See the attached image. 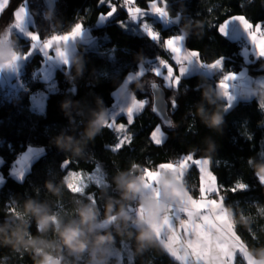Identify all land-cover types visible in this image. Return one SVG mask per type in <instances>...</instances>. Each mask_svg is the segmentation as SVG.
<instances>
[{
  "label": "trees",
  "instance_id": "1",
  "mask_svg": "<svg viewBox=\"0 0 264 264\" xmlns=\"http://www.w3.org/2000/svg\"><path fill=\"white\" fill-rule=\"evenodd\" d=\"M21 2L11 0L0 15V37L6 32L18 52L28 53L31 39L13 27L16 22L9 23L13 10ZM23 2H27L35 30L42 40L71 31L79 21L90 29L94 40L78 42L71 63L55 67L51 80L39 71L44 55L37 49L20 67L23 69L19 72L21 84H5V88L0 83V174L3 178L0 227L15 226L23 218L29 222L30 234L37 236L40 233L35 217L27 211L29 205L46 207L63 223L78 220L77 209L90 205L98 211L95 232L90 238L97 233H110L113 238L106 244V260L102 264H181L168 254L153 230L155 239L149 235L144 246H140L133 209L140 197L136 194L131 200L124 199V189L118 179L142 176L146 169L162 161H177L184 154L192 153L197 158H209L211 171L226 189L233 184L245 186L235 193L226 192L223 203L233 216L235 232L258 258L264 251V182L261 179L264 176L256 174V166L264 163V102L258 94L239 99L229 107L218 95L219 73H190L181 78L178 87H165L172 124L164 125L153 111L150 98L126 131L131 136V144L118 153L107 147L115 145L116 135L106 124H98L97 119L102 110L113 104L114 91L127 74L145 59L166 56L161 43L164 37L184 31L187 47L199 50L201 60L211 64L221 51L223 39L216 36L218 26L237 14L245 15L252 24L264 22V0H162L169 17L178 21L164 23L154 18V14H147L149 27H157L159 39H153L137 24L126 25L129 22L127 0H112L118 9L103 22H98L99 15L108 11V5L98 0H54L52 5L45 0ZM134 5L147 7L148 0H135ZM240 43L232 47L223 67L239 70L245 66L253 77L264 74V57L257 56L250 62L240 60ZM139 81L135 80L129 87L138 97H143L145 93L138 86ZM42 90L47 95L46 104L39 110L33 106L32 96ZM216 116L222 117V122L210 125L209 118L215 124ZM118 120L126 122L123 115ZM158 124L166 133L161 145L149 139ZM90 129L94 133L90 134ZM29 146H42L44 151L19 178L13 170ZM68 158L73 160L68 169L82 170L85 175L95 174L97 165L100 166L99 181L90 183L86 194H74L83 180L79 173L66 175L67 169L61 168ZM199 177L195 166L186 172L185 184L193 193L198 192ZM109 203L113 205V212L123 206L133 219L116 221L114 216L106 219ZM43 236L58 240L51 229ZM59 254L63 257L62 264H91L87 250L77 255L63 247ZM0 264H35V261L31 253L17 252L0 242ZM237 264H242V259L238 258Z\"/></svg>",
  "mask_w": 264,
  "mask_h": 264
},
{
  "label": "crops",
  "instance_id": "2",
  "mask_svg": "<svg viewBox=\"0 0 264 264\" xmlns=\"http://www.w3.org/2000/svg\"><path fill=\"white\" fill-rule=\"evenodd\" d=\"M127 1L129 3H132V0H127ZM25 3H26V9H27L26 15H25L24 19L22 21H20L19 24H17V26H20L21 27L20 29L23 32H25L26 36L29 37V32H37V31L35 30V25H34L35 21H34V18L31 14V12H30L29 6H28L27 2H25ZM125 7H127V6H125ZM157 7H159L161 9L160 12L155 11V8H157ZM147 14H152V15L154 14V16H155L154 18H156L158 20H162L164 23H175L176 21H178L177 18L169 17L167 9H165L164 2H162V0H154V2L151 5H149V3H148L147 7L136 8V6L134 4L131 5V7H129V17L127 19V21H129V22L126 25L137 24L142 29H145V30H147V32L151 33L149 31V29H150L149 22L145 21ZM107 19H109V17ZM107 19H105V20H107ZM105 20L99 19L98 22H103ZM153 20L154 19H152L151 21H153ZM253 25H256V24H253ZM71 31H68L67 33L71 32ZM63 34H65V33L53 35L52 37L45 39V40H35V39H32L29 37L32 41L31 44L33 45V49H35L38 46L39 47L38 50L42 51L44 54L45 53L51 54L50 58L53 61H50V63H53V66H51L46 72L42 73L43 77L46 78L47 80L52 79V75H53L55 67L63 66V65L68 66L71 63L73 55L77 50L78 42H80V41L90 42V41L94 40L93 37L90 40H84L83 38H81V35H80V34H83L82 32H80V34H78L76 36L69 37L67 40L56 38L57 36H62ZM178 36H182L184 38L182 42L177 43V48H179V51H175L174 49H171V45H168L167 47L171 51H173L175 58L185 68V72L183 73V76L189 75L190 73H194V72H200V71H203V72L209 73V74L219 73V79H218V82H219L221 80H224L225 77H227L229 73H235L234 77L227 79L226 82L229 85V87L227 89H223V88L219 87V85L217 86L218 95H220V97L227 102V105L229 107L233 106L234 102H236L237 100L250 98L256 94H258L259 98H261L262 102H264V74H257V75H255V77H253L250 73H248V71H246L245 66L239 70H235V69L226 70L223 67L224 59L227 57V55L231 51L232 47H234L238 41H239V43H240V41L243 42V46L240 43L241 46L239 47L240 54H241V57H240L241 61L250 62V61H252V59H255V57L259 56V55H257V53L255 51V46L252 44V41L247 37L245 30L242 28V26L239 24L238 21L233 20L230 24L227 25L226 34H222L218 30L217 35H216L217 38L219 40L223 39L220 42V44H221L220 50L221 51H220V55H219V57H222L223 60L217 61V59H216L215 60V61H217L216 63H213L214 61L211 62V64H207L205 62L201 63L202 60L200 58V54H199V57H195L189 52V49H191V48L187 47V44L185 41V32L180 31V32L176 33V35H172V37H178ZM244 43H247V44L244 45ZM0 46L8 48L10 51V55L7 58L0 60V83L2 85H5V84L19 85V84H21L22 77L19 74V72H17L16 75L13 76L9 72V69L12 66L13 60L15 58L24 57L25 53L18 52V50L15 48V45L12 43V41H10L9 35L6 32L4 33V35H2V37H0ZM165 47L166 46L164 44V49H165ZM30 51H33V50L30 49ZM58 53H59V55H58ZM166 53H167L166 56H163L162 59L158 60V62L156 63L157 64L156 69L150 71L149 76H155V78H149V76H147L145 74V72L149 69H148L147 65H145V63H142V62L139 64V67L136 70H134L133 72H130L129 74H127L125 76L126 78L124 79L123 83L120 86H118L117 89L114 91V99L115 100H114L113 104L109 108L105 109V111L109 112L107 114V116H108L107 119H109V121L113 120V114L114 113H118L121 110L126 111V112L129 109L134 110L137 106H139L140 101L147 100L149 102L150 98H151V100H153V97L150 93L152 83H155L157 81L163 87H168V86L175 87L173 85V81H174L175 77H174L171 69L168 68L167 64H166L167 59H169V61L171 62L170 54L168 52H166ZM65 59L67 60V63H64ZM155 61H156V59H155ZM22 65H20L18 67V69ZM200 65H202V68L197 69ZM165 71H167V79L166 80H164L162 77L164 75ZM157 72H159L161 76L154 75V73H157ZM135 80H140L138 86L145 93V96L138 97L132 91L131 87H129L130 84L132 82H134ZM218 82H217V84H218ZM178 86H176V87H178ZM120 115H123L125 117V115L123 113H119L118 117ZM118 117H117V119H118ZM109 121H106V122H109ZM118 122H122V121H118ZM158 126L161 127V129L164 133V142H165V140H166L165 130H163V127L161 124H158ZM125 136H127V133L125 134ZM153 138L155 140L160 139V137L157 133H153ZM25 152H23L22 157H25L27 155V154H25ZM28 153L31 154L30 151ZM21 158H19L18 162L21 161ZM182 161L183 160H181L179 164H174L172 166H165V167L160 168L159 171L156 173V175L152 177L150 184L148 182V176H147L146 171H145L142 174L143 181H142V185H141V191L139 193H137L138 197L145 196V195H152L158 200L162 199V193H161V189H160V185H159V177L162 173H168V174L173 175L177 180H179L180 183H182L184 185L185 192H184L182 198L174 200V201H169L168 207H167L165 213L163 214L162 218L159 220V222L153 221L150 223V225H147V226L151 227V230H153V232L157 236L158 240L161 241L162 245H164V247L167 251H168V246L166 245L165 241L163 239H161L160 236L158 235V229H159L160 223L165 218L168 217L169 213H172V222H173L174 228L177 229V234L182 239H185V238L191 239L192 237L190 235L186 237V234H185L183 227H181L179 224L180 219H183V220L188 219L187 213H181V212H179V210H180L181 205L184 204L185 202H187L188 200H190L191 198L199 199V197H200V192L193 193L190 190V188L187 186V184H185V175H186V172L188 170V166H187V164H182ZM18 162H17L16 168L20 169L21 165ZM27 162H28V158H27ZM27 162L24 164L25 169L28 168V166H29V163H27ZM163 162H167V161H162L157 166L149 167V169H156ZM170 162H175V161L171 160ZM1 179H2V177L0 176V182H1ZM201 183H202L201 178L199 177L198 189L202 186ZM210 198L215 199L216 198L215 194H213ZM133 209H135L136 218L138 216L143 215V208L140 207L139 204L136 205L135 207H133ZM216 210H217L219 215H222L224 217V220L222 221V223L225 224L226 226H228V231L231 232L233 228L235 229V226H233V216L231 215L230 211L227 210V207H226V205H224L223 200L221 203H219L216 206ZM201 211L202 210H194L190 219H193V220L196 219V222H200L199 216L201 214ZM181 242L182 241H177V248L178 249H179V245ZM235 246L242 249L244 260L250 259L251 264H256V259H255L256 257L253 256L249 252V250L245 247V245L243 244V242L241 240L235 241ZM238 258L242 259L239 255L237 256V260H238ZM179 262H181V264H183L182 261H179ZM188 264H194V262L191 258H189ZM201 264H203V262H201Z\"/></svg>",
  "mask_w": 264,
  "mask_h": 264
},
{
  "label": "snow or ice",
  "instance_id": "3",
  "mask_svg": "<svg viewBox=\"0 0 264 264\" xmlns=\"http://www.w3.org/2000/svg\"><path fill=\"white\" fill-rule=\"evenodd\" d=\"M154 0H148L149 5H151ZM98 3L104 4L107 3L108 11L105 13H101L99 15L100 20H105L111 15H113L117 9L118 4L113 3L112 0H98ZM11 4V0H0V15L7 9V7ZM132 4H135V0H132ZM129 7L131 5L125 7L126 11L129 15ZM139 8V6H136ZM26 3L22 2L17 5V7L13 10V18L9 23L16 22L13 24V27H16L20 21H22L26 15ZM156 12H160L161 9L159 7L155 8ZM233 20L239 22L242 28L245 30L247 37L252 41V44L255 46V51L257 55L264 57V22L257 23L253 25L252 22L243 14H237L218 26V30L222 34H226L227 25L230 24ZM22 26V25H21ZM83 28V23L79 21L76 25H74L73 30L69 33H65L62 36H57V39L67 40L69 37L76 36L80 34L81 29ZM29 37L35 40H42L43 38L40 36L38 32H29ZM153 39H159V36L156 35ZM182 36L172 37L167 36L164 37L161 43L165 44V51L170 54L171 62L169 59L166 60L167 67L171 69L175 79L173 81V85L176 87L180 83L181 77L185 72V68L178 62L175 58L173 51H171L167 46L171 45V49L175 51H179L177 48V43L183 41ZM30 49L33 51L39 49L37 46L33 49V45L30 44ZM33 51L25 53V58H27ZM189 52L195 56L199 57V50L197 49H189ZM59 55V53H58ZM44 56L50 57V53H45ZM223 58H217V61H222ZM214 61L213 63H216ZM64 63H67V60H64ZM201 63H204L201 61ZM156 76H161L159 72L154 73ZM235 73H229L224 80L218 82L219 87L223 89H227L229 87L226 82L227 79L234 77ZM164 80L167 79V71L164 72L162 76ZM153 89L157 88V85L154 83L152 85ZM148 103L147 100H143L139 102V106H137L134 110L129 109L126 111H119L118 113L113 114V120L106 123V127L113 131L114 135H116L117 140L114 146H107L113 153H118V151L123 148L125 145L131 144V136H121L120 133L126 132L128 128L135 122V116L142 112L143 107ZM173 107H175V100L172 99ZM156 107L153 111H156ZM119 113H123L126 118V122H118L117 119ZM153 133H157L160 137L159 140H155L153 138ZM149 139L155 143L156 145H161L164 142V133L161 127H156L152 133H150ZM183 160L188 169L195 166L201 174V182L202 186L199 188L200 197L199 199L191 198L187 202L181 205L179 212L187 213V220L180 219L179 224L183 227L186 237L191 236V239H182L177 234V229L174 228L172 222V213H169L168 217L165 218L159 225L158 235L161 239H163L168 246V254L175 258L176 261H182L183 264H188L189 258H191L194 264H237V256L239 255L242 258V264H251V260L243 259L242 249L235 246V241L242 240V237L239 236L238 233L235 232L233 228L231 232L228 231V226L222 223L224 217L219 215L216 206L222 202L224 195L226 192L231 191L233 193L237 191L244 190L245 186L243 184L228 187L218 183V179L215 177V174L210 171L208 168L207 171L203 169V161L201 158H197L192 153H187L182 158H178L175 162H163L156 169H146V174L148 176V182L151 183V179L160 168L165 166H172L174 164H179L180 161ZM27 162V157H22L20 163L21 167L18 170H14L15 174L22 178L24 174V164ZM73 163V160L68 158L66 159L62 165V169H67L66 175L68 173H79V177L83 180V183L79 185V190L74 192L75 195L86 194V189L88 188L90 183H97L99 181V177L101 176L100 166L97 165L94 173H88L85 175L82 170L73 171L69 170L68 166ZM206 177V181H205ZM262 182H264V178H261ZM71 190V189H70ZM213 194H215L216 198H210ZM91 195V194H88ZM194 210H202L199 216L200 222H196V219H190ZM177 241H182L179 245V249L177 248ZM182 253V254H181Z\"/></svg>",
  "mask_w": 264,
  "mask_h": 264
},
{
  "label": "clouds",
  "instance_id": "4",
  "mask_svg": "<svg viewBox=\"0 0 264 264\" xmlns=\"http://www.w3.org/2000/svg\"><path fill=\"white\" fill-rule=\"evenodd\" d=\"M9 55V49L0 46V60L7 58ZM220 122H222V117L220 116L215 117V124L212 118L208 120V123L213 126ZM94 131V129H90L89 133L92 134ZM61 143L63 144V141ZM68 143L70 144L71 141L69 140ZM256 174L258 177L264 176V163L256 166ZM142 181V176L119 178L118 183L124 189L122 193L124 199H133L141 191ZM159 185L162 199L158 200L152 195L140 197L139 206L143 208V215L136 218L139 226L137 240L140 246H144L148 241L149 235L152 236V239H155L151 227L144 225H150L153 221L159 222L168 207V202L182 198L185 192L184 185L168 173L160 175ZM27 211L35 217L37 232L40 235H31L29 222L21 218L20 222L15 224V226L6 225L5 227H0V233L3 234L0 242L10 245L17 252L31 253L35 264H62L63 257L59 252L63 247H66L70 253L77 255L86 250L89 251L91 264H102L106 260V244L110 243L113 238L110 233L107 235L97 233L90 238V234L95 232L97 222L98 211L95 207L90 205L79 207L77 209L79 219L68 223H63L55 214L50 213L42 205L31 204L27 207ZM113 216L116 221L133 219L123 206H121L119 211L113 212V205L109 203L106 208V219ZM117 227H119L118 224ZM49 229L55 232L58 240H47L44 238L43 234ZM255 259L256 264H264V251H261L259 257Z\"/></svg>",
  "mask_w": 264,
  "mask_h": 264
},
{
  "label": "rangeland",
  "instance_id": "5",
  "mask_svg": "<svg viewBox=\"0 0 264 264\" xmlns=\"http://www.w3.org/2000/svg\"><path fill=\"white\" fill-rule=\"evenodd\" d=\"M45 1H48V4L49 5H52L53 4V2H54V0H45ZM129 5H133L132 3H128L127 4V6H129ZM146 22H150V21H148V20H145ZM17 28V30L18 31H20L23 35H25V32H23L20 28V26H16ZM6 30H3V32H5ZM149 31L151 32L150 34L152 35V36H155L156 35V33L154 32H152L151 31V28L149 29ZM81 32L83 33V34H80L81 35V38H83L84 40H90V39H92V33H91V31H90V29L89 28H86V27H83L82 29H81ZM87 43V42H86ZM92 45V44H91ZM91 45H89V46H91ZM43 55H44V53H43ZM162 57L163 56H161V55H159V56H157V57H155V59H156V63L158 62V60H160V59H162ZM27 59H28V57L27 58H25V56L24 57H22V58H15L14 60H13V63H12V66L10 67V69H9V72L13 75V76H15L16 75V73L17 72H21V71H18V67L20 66V65H22L23 63V65L21 66V67H23L24 65H25V63H26V61H27ZM25 61V62H24ZM50 61H53L50 57H48V56H44V60H43V63H42V65H41V68L39 69V71L41 72V73H44V72H46L51 66H53V63H50ZM200 68H202V65H200L197 69H200ZM149 70H151V69H149ZM152 71V70H151ZM192 71V70H191ZM145 74L147 75V76H149L150 75V71H146L145 72ZM23 78H24V76H23ZM149 78H155V76H149ZM24 81V80H23ZM50 84H52V82L50 81ZM150 93H151V91H150ZM46 92L44 91V90H42V91H39L38 93H36V95L35 96H32V104H33V106L34 107H36L37 109H39V110H43L44 109V107H45V104H46ZM110 107V106H109ZM109 107H107V108H109ZM107 108H105V109H107ZM105 109L104 110H102V114L100 115V117L97 119V123L98 124H105V123H107L106 121H109V119H107L108 118V116H107V114L109 113V112H107V111H105ZM101 118H103L102 119V121H101ZM110 121H112V120H110ZM127 132H123V133H120L121 134V136H125V134H126ZM31 152V154H29L28 152ZM44 151V148L42 147V146H29L28 147V149H27V151L25 152V154H27L26 156H27V158H28V162L27 163H31L32 162V160H34L38 155H40L42 152ZM184 157V156H183ZM198 158H201L202 159V161L204 162L203 163V169L205 170V171H207V169L209 168L210 169V161L208 160L209 158L208 157H206V156H204V157H198ZM182 164H186L184 161H182ZM19 168H15L14 170H18ZM27 169L28 168H26L25 169V167H24V173L27 171ZM13 170V172H15ZM210 171H211V169H210ZM212 172V171H211ZM200 173V172H199ZM213 173V172H212ZM16 175V174H15ZM0 176L2 177V175L0 174ZM216 177V176H215ZM200 178H201V175H200ZM3 179V178H2ZM2 179H1V181H2ZM205 181H206V177H205ZM1 183V182H0ZM202 184V183H201ZM198 192H199V189H198ZM104 222H107V221H104Z\"/></svg>",
  "mask_w": 264,
  "mask_h": 264
},
{
  "label": "water",
  "instance_id": "6",
  "mask_svg": "<svg viewBox=\"0 0 264 264\" xmlns=\"http://www.w3.org/2000/svg\"><path fill=\"white\" fill-rule=\"evenodd\" d=\"M153 84L154 83H152V85ZM155 84L157 85L156 89H153L151 87V95L153 97L152 109L156 107V115L159 116L164 125L169 126L172 124V119L170 118V115L168 113V104L165 97V87L161 86L157 81L155 82Z\"/></svg>",
  "mask_w": 264,
  "mask_h": 264
},
{
  "label": "built area",
  "instance_id": "7",
  "mask_svg": "<svg viewBox=\"0 0 264 264\" xmlns=\"http://www.w3.org/2000/svg\"><path fill=\"white\" fill-rule=\"evenodd\" d=\"M151 31L154 33H156L157 32V27L156 26H154V27H151ZM156 36V35H155ZM247 43H244V45H246ZM142 63H145V65H147V67H148V69H151V70H155L156 69V67H157V64H156V62H155V60H153V59H145ZM23 69L22 68H20L19 69V71H22ZM5 88H7L6 86H5ZM17 92H15L14 94H16ZM20 156V155H19Z\"/></svg>",
  "mask_w": 264,
  "mask_h": 264
}]
</instances>
